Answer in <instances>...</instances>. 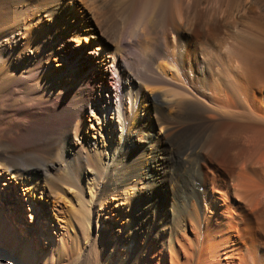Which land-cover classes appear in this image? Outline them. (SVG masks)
<instances>
[{
	"label": "bare ground",
	"instance_id": "obj_1",
	"mask_svg": "<svg viewBox=\"0 0 264 264\" xmlns=\"http://www.w3.org/2000/svg\"><path fill=\"white\" fill-rule=\"evenodd\" d=\"M0 264H264V0H0Z\"/></svg>",
	"mask_w": 264,
	"mask_h": 264
},
{
	"label": "rangeland",
	"instance_id": "obj_2",
	"mask_svg": "<svg viewBox=\"0 0 264 264\" xmlns=\"http://www.w3.org/2000/svg\"><path fill=\"white\" fill-rule=\"evenodd\" d=\"M73 5H72V3H70L69 4V7H72ZM98 53V52H97ZM115 86H117V83H115ZM35 198V197H34ZM27 220H28V218H27ZM26 220V223H28V221Z\"/></svg>",
	"mask_w": 264,
	"mask_h": 264
}]
</instances>
